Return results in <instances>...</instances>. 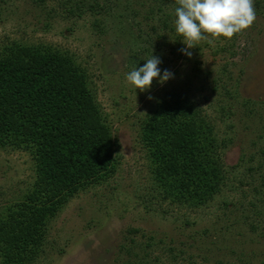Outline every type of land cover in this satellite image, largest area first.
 <instances>
[{
    "label": "rangeland",
    "instance_id": "rangeland-1",
    "mask_svg": "<svg viewBox=\"0 0 264 264\" xmlns=\"http://www.w3.org/2000/svg\"><path fill=\"white\" fill-rule=\"evenodd\" d=\"M75 1L81 10L72 3L69 8L66 0H0V47L13 41L42 44L71 56L86 71L117 145L114 173L78 192L61 209L48 224L43 253L34 264H119L116 258L121 261L125 254L118 249L129 228L146 235L168 234L178 247L184 240L182 231L192 245L183 247L181 264H243L244 259L264 264V223L252 203L259 211L263 207L250 186L259 174L251 179L245 169L231 170L228 186L207 204L175 205L158 194L140 139L141 127L160 99L185 94L218 139L231 140L223 148L228 167L241 165L243 154L254 155L256 163L264 150V15L256 14L253 24L231 39H201L186 50L189 56L181 41L172 48L157 40L150 27L153 20H146L140 8L132 14L129 0H99L108 11L99 16L87 10L93 0ZM95 19L100 27L93 25ZM152 54L160 58L161 72L166 69L173 75L163 85L154 79L150 89L135 92L126 73L143 66ZM235 85L252 104L240 106L235 117L226 118L220 111V93ZM33 180L29 154L0 147V212L18 201ZM227 217L237 221L232 239L199 236L204 229L210 234L217 230ZM154 254L160 264L166 261L160 250Z\"/></svg>",
    "mask_w": 264,
    "mask_h": 264
},
{
    "label": "trees",
    "instance_id": "trees-1",
    "mask_svg": "<svg viewBox=\"0 0 264 264\" xmlns=\"http://www.w3.org/2000/svg\"><path fill=\"white\" fill-rule=\"evenodd\" d=\"M98 1L87 3V10L96 16L107 15ZM129 1L132 14L137 15L140 8L146 20H153L150 27L157 40L172 48L181 45L183 38L174 27L175 0ZM71 3L74 9H82L75 0L65 4L71 8ZM254 9L255 14L264 15V0H254ZM93 25L101 26L97 19ZM220 94V111L226 118L235 117L240 106L252 104L242 98L236 85L225 87ZM141 129L153 181L163 200L203 206L228 186L231 170L245 169L248 178L259 174L250 186L263 210L256 203L253 208L264 223V150L257 154L256 163L254 155L246 158L243 154L241 165L228 167L223 148L231 140H219L201 111L180 93L163 96ZM0 147L26 151L34 169L27 191L0 212V264H34L43 253L48 224L72 197L107 180L116 167L117 145L110 127L89 87L86 71L71 56L42 44L13 41L0 47ZM221 223L211 234L204 229L199 236L232 239L235 217ZM181 233L184 240L178 247L168 234L146 235L139 228L126 229L118 249L125 258L116 260L119 264H160L154 254L160 250L166 257L161 264H181L183 247L192 245ZM242 263L250 264L245 259Z\"/></svg>",
    "mask_w": 264,
    "mask_h": 264
},
{
    "label": "clouds",
    "instance_id": "clouds-1",
    "mask_svg": "<svg viewBox=\"0 0 264 264\" xmlns=\"http://www.w3.org/2000/svg\"><path fill=\"white\" fill-rule=\"evenodd\" d=\"M175 4L174 27L183 38L182 51L194 48L196 42L207 36L231 39L256 19L254 0H175ZM186 54L190 56L191 52ZM144 61L143 66L136 65L125 76L135 92L150 89L154 79L163 85L173 75L166 69L161 72V60L153 54Z\"/></svg>",
    "mask_w": 264,
    "mask_h": 264
}]
</instances>
